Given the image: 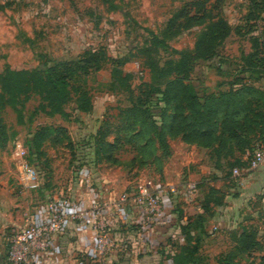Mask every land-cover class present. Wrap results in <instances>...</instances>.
I'll list each match as a JSON object with an SVG mask.
<instances>
[{"label":"rangeland","instance_id":"1","mask_svg":"<svg viewBox=\"0 0 264 264\" xmlns=\"http://www.w3.org/2000/svg\"><path fill=\"white\" fill-rule=\"evenodd\" d=\"M192 1L0 0V176L7 179L11 172L12 196L18 203L31 200L43 205L68 198L70 186L78 183L80 173L93 176L114 196L128 192L126 188L132 184L144 186V180L152 183L168 176L175 182L176 171L180 173L185 164L181 172L196 175L192 179L195 193L189 197L187 186L186 197L194 198L192 203L201 210L198 215L204 214V221L198 240L192 238V248L183 250L189 251L197 264H218L233 251L237 255L232 264H261L264 164L252 170L249 162L258 148L264 149L260 139L261 133L264 136V51L260 39L264 34V0L257 3L262 13L252 10L249 0H207L213 15L226 20L230 34L216 47L214 55L188 61L186 66V83L199 97L242 91L247 102L248 150H230L227 143L221 148L218 141L203 148L187 144L180 137L169 139L162 172L156 165L137 168L131 163L135 152L122 143L113 150V162L95 155L100 129L117 128L130 100L143 98L138 91L153 82L151 68L160 69L168 61H178L179 54L193 52L203 26L180 31L172 38L165 36V47H157L154 41L155 37L163 39L169 20ZM254 15L256 20L252 19ZM79 60L85 62L87 74L70 82L72 90L62 113L49 109L39 90L23 92L8 81L5 87L9 92L3 89L2 76L8 71L42 73L57 64L74 68ZM114 66L123 76H130L117 90V81L111 77ZM61 67L56 70L59 74H63ZM73 88L89 96L90 111L78 109L79 95ZM253 89L259 91L260 95L255 96L259 99H252ZM42 126L66 130L35 150L29 137ZM18 145L27 149L24 160L12 156ZM24 164L34 166L38 172V181L30 186L21 181ZM166 166L171 173L164 175ZM234 169L238 170L236 175ZM225 211L230 212L228 218L214 220L217 214L224 217ZM241 238L246 239L247 246L240 248L239 257L235 247Z\"/></svg>","mask_w":264,"mask_h":264},{"label":"trees","instance_id":"2","mask_svg":"<svg viewBox=\"0 0 264 264\" xmlns=\"http://www.w3.org/2000/svg\"><path fill=\"white\" fill-rule=\"evenodd\" d=\"M249 2L252 10L262 13L261 7L257 5L258 0H249ZM207 4V0L189 2L169 20L163 39L154 38L157 47H165V36L172 38L180 31L194 26L204 27L195 42L192 53L179 54L178 61H168L160 69L151 68L153 82L144 84L143 90L138 91L143 98L130 100L129 107L121 114L117 128L106 131L100 129L102 131L98 137L100 141L97 144L95 155L101 154L106 158L105 161H109L113 158V150L122 143L135 152L131 163L137 164V168L156 165L158 171L162 172V162L168 156L169 139L180 137L187 144H196L203 148H209L215 141H218V147L221 148L224 147L223 143H227V148L230 150L238 152L248 150L246 146L249 138L245 135L247 117L245 105L247 102L242 96V91L230 90L219 97H199L192 86L186 83L188 61L211 57L216 47L230 34V27L226 20L220 15L214 16L212 8ZM257 18L256 15L252 16L253 20ZM260 39H262L261 47L264 51V34ZM117 63V61H112L114 65ZM61 66L64 67L63 74L56 71ZM86 74L85 62L81 60L75 63L74 68L65 64H57L42 73L8 71L2 76L3 89L9 92V88L5 87V82L8 81L10 86L23 90V92L39 90L47 107L54 113H62V106L69 100L70 89L72 90L70 82ZM111 77L117 81H114V89L117 90L126 84L127 77L130 76H123L122 71L114 66ZM73 89L79 95L78 109L82 112L90 111L89 96L80 88ZM252 92L254 93L252 99H259L260 96L255 97L257 94L260 95L259 91L253 89ZM211 101L214 104L213 107ZM65 130L63 127H39L30 135V145L37 150L45 142L56 139L59 132H65ZM260 139L263 140L261 142L264 147L263 133ZM217 153L220 154L219 151ZM113 161L115 160L112 159L111 162ZM203 207L206 208L207 205L204 204ZM202 216L204 214L196 216L182 228V232L186 235V242L176 254L174 264H178V261H184V264H197L191 260L190 252H186L183 248H192L189 241L192 238H196L197 241L200 237V226L204 221ZM191 231H195V234L190 235ZM241 239L242 242L238 241L235 247L239 257H241L240 248L247 246L246 239ZM236 255L233 251L227 259L219 260L218 264H232V258ZM261 264H264V258Z\"/></svg>","mask_w":264,"mask_h":264},{"label":"crops","instance_id":"3","mask_svg":"<svg viewBox=\"0 0 264 264\" xmlns=\"http://www.w3.org/2000/svg\"><path fill=\"white\" fill-rule=\"evenodd\" d=\"M208 166L212 170L213 165ZM184 167L185 164L180 173L177 168L175 182L168 176L164 180L159 178L157 182L143 181L142 185L160 198L164 209L162 217L153 224H147L138 209L125 206L117 213V221L112 223L116 246L106 254H99L95 248L90 227L94 219L91 210L96 204H113L118 194L112 196L113 192H109L108 188L104 189V184L96 182L93 176L80 173L78 183L74 188L70 186L72 192L68 199L73 208L67 210L83 213L86 222H67L54 236L50 249L38 255L36 264H174L178 248H182L186 242L182 228L201 211L192 203L194 198L188 200L186 197V187L193 183L192 179L194 181L196 175H191L189 171L186 173L185 170L181 172ZM10 173L8 172L7 179L0 176V264H7L6 236L25 227L28 217L42 219L48 204L40 205L31 200H19L18 203V199L12 196ZM163 173H171L168 166ZM187 178L191 180H186ZM135 185L128 186L126 190L134 191L137 187ZM194 197L196 199L197 194ZM229 213L225 211L224 217L217 214L214 220L223 221L228 218ZM194 234L195 231L190 232V235Z\"/></svg>","mask_w":264,"mask_h":264},{"label":"built area","instance_id":"4","mask_svg":"<svg viewBox=\"0 0 264 264\" xmlns=\"http://www.w3.org/2000/svg\"><path fill=\"white\" fill-rule=\"evenodd\" d=\"M12 156L17 161L24 160L27 157V149L18 145L14 148ZM262 164H264V149L258 148L249 162V168L254 170ZM237 173L238 170L234 169L233 175ZM38 178L36 168L24 164L21 172L22 184L30 186L36 183ZM195 188L194 184L188 185L189 197L193 196ZM127 205L138 209L147 224L158 221L164 211L160 198L144 186H138L132 192L120 194L113 204H96L91 210L94 219L90 227L93 231L95 248L99 254H106L115 248L112 223L117 221V213ZM72 208V202L68 198H63L48 203L42 219L28 217L25 227L12 231L5 238L7 264H36L38 255L50 249L54 236L67 222L85 223L86 217L83 213L67 210Z\"/></svg>","mask_w":264,"mask_h":264}]
</instances>
